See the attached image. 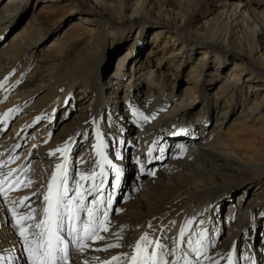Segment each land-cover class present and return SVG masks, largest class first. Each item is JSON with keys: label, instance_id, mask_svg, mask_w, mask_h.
<instances>
[{"label": "bare ground", "instance_id": "6f19581e", "mask_svg": "<svg viewBox=\"0 0 264 264\" xmlns=\"http://www.w3.org/2000/svg\"><path fill=\"white\" fill-rule=\"evenodd\" d=\"M35 124L48 129L21 157L52 164V176L64 165L68 196L79 188L97 220L107 212L103 239L85 238L84 251L60 232L68 264H131L145 233L168 264H264V232L253 233L264 225V0H0V264H31L17 221L38 200L42 216L21 220L29 240L44 220L52 176L39 192L12 159ZM116 170L120 183L135 175L126 196L107 182ZM101 180L97 205L86 189Z\"/></svg>", "mask_w": 264, "mask_h": 264}, {"label": "snow or ice", "instance_id": "6c2138e0", "mask_svg": "<svg viewBox=\"0 0 264 264\" xmlns=\"http://www.w3.org/2000/svg\"><path fill=\"white\" fill-rule=\"evenodd\" d=\"M144 119L147 120V117H144ZM67 147L65 145L64 149H57L56 151H64L66 155ZM102 147L103 141L96 146L97 154L103 157V153L101 152ZM52 155H55V152ZM149 156H151V151L149 152ZM141 167L143 168V166ZM62 168L64 169L63 172H61ZM116 171L115 187H119L120 173L119 170ZM104 175L105 173L101 169L100 176L103 177ZM95 176V172L91 176L81 175L80 180H93ZM58 178L60 183H57ZM67 179L66 167L64 165H57V174L52 176V182L48 185V193L44 196V201L47 204V207L44 209V220L35 225L28 226L40 229L39 233H32L34 237L32 240H29L28 235H26L27 228L21 224V220H30L33 218L32 212L17 221L20 224V236L29 245L28 258L31 264H68L69 242L60 235V232L66 230L67 235L72 237V240L76 243L80 251H84L86 245L83 243V240L85 238L92 239L93 237H99V231L103 227L104 221L107 220L106 211L103 213V220H97L93 209L85 206L84 197L80 194L79 188H77L76 194L73 197L70 198L68 196ZM102 186L103 180H101L99 185H94L93 189H86V191L95 190L99 192ZM93 203L99 205L103 201H94ZM107 206H111V195L107 198ZM85 211L88 213L89 218L86 221H81L80 213ZM96 211H99V207H97ZM15 214V210H13V215ZM76 222H80L81 227H75ZM104 231H107V228H104ZM183 235L184 233L181 231V236L183 237ZM99 238L103 239V237ZM109 247H119V245H109ZM149 247L159 249L160 251L153 250L149 253ZM193 250L195 251V249ZM135 252L137 253L136 255L124 257L125 259H130L131 264H168L164 257L171 254L165 250V245L159 241L153 242L147 233L140 238V242L136 243ZM112 259L119 261L121 258L114 256Z\"/></svg>", "mask_w": 264, "mask_h": 264}, {"label": "rangeland", "instance_id": "374dc122", "mask_svg": "<svg viewBox=\"0 0 264 264\" xmlns=\"http://www.w3.org/2000/svg\"><path fill=\"white\" fill-rule=\"evenodd\" d=\"M27 13H25V15H24V17H21L22 19H19V25H20V23L21 22H23L24 20H26V19H29V13H30V10L29 11H26ZM71 23H73L72 21H70ZM18 24V23H17ZM129 24V27H134V25H133V23H128ZM64 26H65V28L64 29H66L67 27H68V24L66 25V24H63ZM48 40V38H46V39H44L42 42H43V44H42V46L46 43V41ZM194 55V54H193ZM246 57V56H245ZM184 69V68H183ZM179 79H181V78H183V74H182V72H180L179 73ZM14 77V73L13 74H11L10 76H9V80H7L8 82L9 81H11L12 80V78ZM63 111H64V109L63 108H61V109H59V110H57L56 111V113L54 114V116H53V123L54 122H56V118H60L61 116H62V114H63ZM11 125L12 124H8V126H7V128H5V133L6 132H8L10 129H11ZM36 125L37 124H35V125H32V126H30V127H27V131H25V136H24V138L22 139V142L20 143V145H19V147H18V149L15 151V154L12 156V159H13V162L17 165V166H19L21 163H26L27 162V158H22L21 157V154H23L24 152H25V150H27V148L30 146V144L32 143V142H36V141H38L39 140V138H41L40 136H43L45 133L44 132H46L47 131V127H45L43 130H37L35 127H36ZM140 140L141 139H138V142L141 144V142H140ZM76 141H77V143H79L80 145V147L81 146H83L84 144H90L89 142H86V143H84V142H80V137L79 136H77V138H76ZM41 144V143H40ZM40 144L38 145V146H40ZM36 145H31V149H34V147H35ZM79 147H77L76 149H74V151H72L73 153H74V155L77 153V149H78ZM85 148V147H84ZM83 147H82V149H84ZM72 153V154H73ZM142 160H145V157L142 155L141 156V161ZM26 165H27V168H26V170H25V172H24V174H23V176L26 178L25 180H24V185H26V186H31V184L32 185H37V184H39V192H41V191H43L44 189H46V185H47V183H48V181L50 180V178H51V176H52V171H54V168H53V166H52V164H48L47 162L45 163V161H43V160H41V159H39V158H34V159H32V160H30V161H28L27 163H26ZM17 167H15V169H16ZM116 171H113V172H111L110 174H109V176L107 177V178H109V179H107V182H109L108 184L109 185H115L114 184V182H115V180H113V179H115L116 178V174L117 173H115ZM115 177H114V176ZM15 175L13 174L11 177H10V179H12L13 177H14ZM124 176H125V179H123L122 178V180L121 181H123L122 183H120V185H119V187H117V189L119 190V192L120 193H122V194H124L125 196H126V193H125V191L123 190V188H124V186H126V180L128 181L129 180V183L130 182H132V179H136L135 178V175H133V171H131L129 174H124ZM147 176V174H141V179H143V178H145ZM111 178H112V181H111ZM128 178V179H127ZM10 179H8V181L6 182V184L3 186V187H6L7 186V184L9 185V181H10ZM29 182H31V184H29ZM29 184V185H28ZM123 187V188H122ZM127 190V189H126ZM38 192V193H39ZM242 192V188L241 189H238L234 194H233V198H231V201L233 200V203H236V201H237V196H236V194L238 195L239 193H241ZM95 195V196H94ZM93 197V199L95 200V201H101L102 200V197H103V195L101 194V198L100 199H98L97 200V198L98 197H100V195H99V192H95L94 194H93V196H91V198ZM24 198H25V196L22 198V199H20V198H16V200L14 201L13 199V197L11 198L12 199V204L15 206L16 204H17V202L16 201H18L19 203L21 202V201H23L24 200ZM117 200H115L114 201V203L117 205H119L120 203H122V199H123V197L121 198V200H119V197H117L116 198ZM27 203H28V201H27ZM44 205V202L43 201H40V200H38V203H37V205L32 209L33 211H31L32 212V214H33V218L32 219H30V221H33V220H35L36 218H39V215H40V217L42 216V211H41V207ZM15 208V207H14ZM226 208V207H225ZM240 208V207H239ZM237 209V211H236V214H235V217L238 219V218H242V217H247V215H248V211L247 210H244V209ZM224 212H225V210H224V208L222 209V211H221V218L224 216ZM244 212V213H243ZM245 214V215H244ZM248 218V217H247ZM223 221V220H222ZM224 224V223H223ZM227 231H226V229H225V233H226ZM264 232V225L262 224V221H260L259 222V224L256 226V228H255V230H254V235H256L257 237H255L257 240L259 239H262L261 238V236L262 235H260V233L262 234ZM258 235H260V236H258ZM257 243V242H256ZM239 246H238V250H237V252H236V254H237V256L239 257V259H242V257L244 258V251L243 250H241V245L243 244V239H241V240H239ZM254 245V244H253ZM28 249V248H27ZM27 249L25 248V250H24V252L26 253V254H29L28 253V251H27ZM249 249V248H248ZM243 251V252H242ZM262 255V254H261ZM261 255H258V257H260ZM246 258V257H245ZM246 263V262H245Z\"/></svg>", "mask_w": 264, "mask_h": 264}]
</instances>
